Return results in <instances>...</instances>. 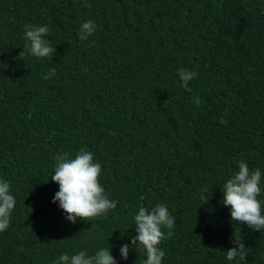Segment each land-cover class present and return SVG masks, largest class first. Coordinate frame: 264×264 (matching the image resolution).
I'll return each mask as SVG.
<instances>
[{"label":"trees","instance_id":"obj_1","mask_svg":"<svg viewBox=\"0 0 264 264\" xmlns=\"http://www.w3.org/2000/svg\"><path fill=\"white\" fill-rule=\"evenodd\" d=\"M89 3L0 0V179L16 198L0 264H54L102 247L117 264H141L134 216L158 203L176 221L162 264H236L224 253L235 229L247 264H264V234L232 223L221 202L241 160L264 187V0ZM87 20L97 28L81 41ZM27 24L48 26L52 57H19ZM180 68L197 73L192 92ZM80 148L101 163L117 207L72 223L50 179L55 157Z\"/></svg>","mask_w":264,"mask_h":264},{"label":"clouds","instance_id":"obj_2","mask_svg":"<svg viewBox=\"0 0 264 264\" xmlns=\"http://www.w3.org/2000/svg\"><path fill=\"white\" fill-rule=\"evenodd\" d=\"M82 6L91 7L89 0H83ZM97 25L93 20L81 23L79 38L86 41L96 31ZM49 28L46 25L24 26V39L27 41L24 51L19 54L22 59L26 55L37 58L53 56L56 48L50 46L46 36ZM5 69L8 67L4 65ZM52 69L44 79H50L55 73ZM197 73L184 68L179 69L182 87L188 92L192 89L188 81L195 78ZM200 104V99L196 101ZM221 123H227L221 119ZM54 174L51 181L59 185V190L53 197V203L59 202V207L64 211L67 219L75 223L77 218L83 221H94L96 218L106 216L110 210L117 207V202L111 200L101 185L99 176L102 165L95 158L93 152L80 148L73 158L64 152L55 157ZM222 204L230 208L231 222L238 225H247L250 230L261 231L264 234V187H262V172L259 168L250 169L247 162L239 161L236 171L223 184ZM203 191H207L205 187ZM201 199L206 204L208 200L201 194ZM16 205V198L11 193L9 181L0 179V232L10 226L11 215ZM175 219L166 204L158 203L151 209L140 207L134 216V225L137 235L131 238V246L143 252L145 258L141 264H162L165 251L160 247L163 240L169 239L175 226ZM165 229L167 232H165ZM233 247L224 251L229 262L247 264L248 255L243 238L236 229L233 234ZM129 244L120 248L123 259L129 257ZM54 264H117L116 258L110 249L100 248L93 255L86 250H79L75 254H62Z\"/></svg>","mask_w":264,"mask_h":264}]
</instances>
